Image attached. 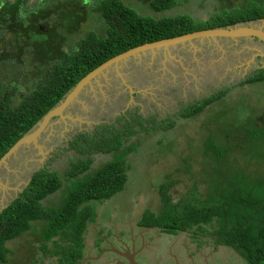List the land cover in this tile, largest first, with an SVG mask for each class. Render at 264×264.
I'll use <instances>...</instances> for the list:
<instances>
[{
	"label": "trees",
	"instance_id": "obj_1",
	"mask_svg": "<svg viewBox=\"0 0 264 264\" xmlns=\"http://www.w3.org/2000/svg\"><path fill=\"white\" fill-rule=\"evenodd\" d=\"M64 1H43L37 8L26 6L27 0L1 3L0 66L9 71L10 63L30 62L35 68L30 73L34 76L32 86L24 93L16 79L12 81L0 70V159L81 79L111 58L147 43L264 19V0H239L228 12H216L200 21L190 14L159 17L139 12L147 7L155 14L163 13L178 0H141L138 10L134 3L124 0H84L81 4L78 0ZM55 12L61 13L60 19L48 24L49 32L42 30L44 23L36 25ZM94 14L98 17L92 21ZM68 41L72 43L66 47ZM245 83H264V67L251 73ZM225 93L221 90L188 104L180 115L191 118L222 100ZM236 111L238 116L231 121L226 116L223 120L222 116L215 117L234 134L218 132L201 142L197 150L202 157L201 177L192 179L190 190L175 200L169 192L176 180L167 175L159 210L145 209L144 213L149 211L151 216L146 219L143 214L139 223L163 227L170 233L196 228L207 234L215 248L233 249L246 264H264V113L253 116L246 114L248 111ZM128 116L135 117L131 121L123 118L124 129L80 133L70 142L77 157L64 173L67 183L58 171L43 167L0 212V264L8 262L7 243L32 230L37 234L40 227L32 224L43 221L36 241L42 246L53 242L55 249L47 251L55 259H60L62 246L67 244V254L61 256L59 264H81L84 234L96 222L98 206L126 188L130 170L127 157L137 148L128 145L130 135L175 124L170 120L165 127L162 122H153L148 128L138 117L141 115ZM132 122L140 129H134ZM102 154L112 156L93 168L94 160ZM189 158H182L186 164L182 169L191 173ZM61 189L60 207L41 204Z\"/></svg>",
	"mask_w": 264,
	"mask_h": 264
},
{
	"label": "rangeland",
	"instance_id": "obj_2",
	"mask_svg": "<svg viewBox=\"0 0 264 264\" xmlns=\"http://www.w3.org/2000/svg\"><path fill=\"white\" fill-rule=\"evenodd\" d=\"M6 1L0 0V7L4 5L1 3ZM43 1L50 4L58 3V0H27L26 6L37 8ZM63 1L59 0V3ZM83 1L77 2L81 4ZM124 1L134 3L135 9H139V2H141V0ZM189 1L178 0L174 7L163 13L155 14L147 7L139 12L159 17L190 14L200 21L209 19L216 12H228L239 0ZM59 14L61 13L48 14L42 17L39 23L36 22V25L42 26L44 23L42 30L48 32V24L58 22ZM97 17L98 14H94L91 20L94 21ZM92 23L89 24L95 27ZM248 26L264 30V20L248 22L241 27ZM82 33H85L84 29ZM71 43L68 41L64 45L67 47ZM261 54H264V46L257 39L202 38L167 49L145 51L104 71L97 76L91 86L86 87L76 97L61 116L49 122L46 130L37 140L36 146L31 142L22 147L7 160L5 166L0 168V211L27 187L34 173L43 167L58 171L63 182L67 183L64 173H67L74 165L72 159L77 157L70 142L78 134L100 133L108 128L124 129L122 127L125 123L124 117L131 121L135 116L128 115H141L138 117L148 128L153 127V122L156 124L162 122L165 127L170 124V120H173L175 124L166 129L161 128L155 131L151 129L149 132L142 131L139 134L130 135L128 145H137V148L127 157L130 170L126 188L104 202V204L109 202L108 209H102L104 204L97 205L99 215L96 221H102L101 214L105 217L110 216L109 208L113 206L119 215L131 216L135 210L136 215L139 216V212L143 210L146 219H149L148 217L151 216L149 211L145 213L144 211L145 209H150L152 212L159 210L163 194L162 186L168 181L166 176L169 175L171 179L176 180L169 193L177 200L185 191L190 190L192 179L201 177L202 157L197 152L201 142L210 135L215 136L218 132L226 131V134L230 136L234 134L232 128L222 123L224 116L226 120H233V116H238L236 109L243 113L248 111L246 114L253 116L264 113V83H245L251 73L264 67V57H261ZM257 56L262 59H257ZM9 65H12L9 71L0 66L1 72L12 77V81L16 79L21 86V92L24 93L32 86L34 76L30 73L35 65L30 62ZM221 90H226L222 100L211 104L191 118L180 115V110L184 106L208 98ZM216 116H222L220 118L222 120H215ZM121 118L122 120L119 121ZM131 124L134 129H140L133 122ZM111 156L100 155L94 160L93 168L102 166ZM188 157H190L188 163L192 169L191 173L182 169L186 166L182 158ZM61 192L62 189L55 195L47 196L41 204L49 208L60 207L63 203ZM44 222H34L32 225L35 227L38 224V227L42 228ZM94 225L97 226L96 222L88 227L89 240L95 238L90 231ZM133 225L128 221L125 229H130ZM40 228L37 234L32 230L33 233H24L7 243L10 255L6 264H59L61 262L63 255L67 254V244L62 246L60 253L62 257L55 259L47 251V249H55L53 242L42 246L39 241H36ZM132 232L137 231L134 228ZM200 233L204 236L203 232ZM147 238L145 241L152 244ZM87 243L91 244L89 241ZM230 250L233 249L222 246L220 251L218 249L214 254L225 260L230 257L227 254ZM112 255L110 254V257ZM83 262L84 259L81 264H84ZM228 262L234 263L233 260Z\"/></svg>",
	"mask_w": 264,
	"mask_h": 264
},
{
	"label": "crops",
	"instance_id": "obj_3",
	"mask_svg": "<svg viewBox=\"0 0 264 264\" xmlns=\"http://www.w3.org/2000/svg\"><path fill=\"white\" fill-rule=\"evenodd\" d=\"M107 204L102 205L103 210L105 208L108 209ZM109 209L110 216L105 217L103 214H101L102 217L100 216V218H102V221H96L97 226L94 225L92 228H90L92 234L95 235L94 240L92 238H90V240L88 239L90 232L87 231L84 234V264H124L123 260L119 259L118 257L114 258L115 254L117 253V249L121 248V244L114 242H116L117 238H120V236L124 233L128 234V231H130L131 233L134 228L137 231L134 233H136L138 239L137 241L134 239V234L130 239L134 241L131 246L135 249L139 246H142L141 249L138 250V252L142 251L141 257L146 264H218V259H222V257L216 256L214 254L218 249L220 251V248L222 246H219V248H215L210 244H206L201 248L200 251H196L194 250L195 247L192 244L188 243L189 238L187 239L185 233L183 232V234L179 232L172 235L167 234L166 229L163 227L142 226V223L139 222L141 220L143 210L139 212V216L136 215L135 210H133V214H131V216H128L129 214L119 215L117 210L115 209V206ZM128 211L130 210L128 209ZM131 217H133L134 219ZM128 221L134 224L132 227H130L131 230L127 228L125 229V224ZM110 231L113 232L114 235H112L113 233L111 234ZM149 231L151 232L148 235ZM101 233H108L112 236L110 238H107L106 236H104L103 238H99L98 234ZM143 234H145L144 237ZM177 235H181V237L176 238L175 236ZM145 236L148 237V240H152V247L149 248L148 246H146L147 242L145 241ZM154 236L156 237V240H153ZM104 238H106L107 241H105ZM100 239L105 242L99 244ZM88 241L91 242L90 245H88ZM125 244L129 246L127 247V253L129 254L131 252L130 243L127 242ZM148 244L151 243L148 242ZM185 245H187V248H185ZM124 247L123 249H125ZM107 252H109V254H107ZM110 254L113 255L110 257ZM227 254H229L230 256H234L233 258L237 259L238 261H244L238 255V253L233 250H230L229 252H227Z\"/></svg>",
	"mask_w": 264,
	"mask_h": 264
},
{
	"label": "water",
	"instance_id": "obj_4",
	"mask_svg": "<svg viewBox=\"0 0 264 264\" xmlns=\"http://www.w3.org/2000/svg\"><path fill=\"white\" fill-rule=\"evenodd\" d=\"M264 19H260L263 21ZM245 23H239L234 26H227L224 28H215V29H207L192 32L186 35H182L179 37L165 39L153 43H147L136 48L130 49L124 53H121L107 62L103 63L90 73H88L83 79H81L76 86H74L61 100L58 105H56L53 109H51L27 134H25L22 138H20L11 148L10 150L0 159V168L5 166L7 160L16 154L22 147L29 145L31 142L37 145V140L44 133L49 122L56 118L57 116H61L63 111L68 108L76 97L88 86H91V83L102 74L104 71H107L111 67H116L118 64L127 61L130 57H135L145 51L148 50H157L160 48L167 49L173 46L181 45L184 43H190L193 40H198L202 38L207 39H219V38H228V39H236V38H252L257 39L258 41L264 44V30L261 28H254L252 26H248L243 28ZM261 57H264V54H261ZM6 208V207H4ZM3 210V209H2ZM1 210V211H2ZM0 211V212H1ZM127 250V248H125ZM127 262L132 264V259L128 258L126 255L123 256Z\"/></svg>",
	"mask_w": 264,
	"mask_h": 264
},
{
	"label": "flooded vegetation",
	"instance_id": "obj_5",
	"mask_svg": "<svg viewBox=\"0 0 264 264\" xmlns=\"http://www.w3.org/2000/svg\"><path fill=\"white\" fill-rule=\"evenodd\" d=\"M39 26H41V25H39ZM52 26H53V24H52ZM42 29H43V27H42ZM48 32H49V27H48V30H47ZM256 40V39H255ZM263 46H264V44L262 43V42H260ZM257 59H262V58H260V56H257ZM131 218H133V217H131ZM134 219V218H133ZM111 232V231H110ZM129 233L128 234H123V235H121L120 236V238H117V241L116 242H114V243H118V244H121V248H119V249H117V253L115 254V256H114V258H116V257H118L119 259H121V260H123L124 261V264H130L129 262H127V260L123 257V256H127L128 258H131L132 259V264H146L144 261H143V259H142V255H141V253H142V251H139L138 252V250L139 249H141V247L139 246V247H137L136 249L135 248H133L131 245H132V243H134V241L133 240H130L131 239V237L134 235V234H136V233H133V232H131L130 233V231H128ZM168 231L166 230V233H167ZM181 233L183 232V233H185V235H186V237H187V239H188V243L189 244H192L195 248H194V250H196V251H200L201 250V248L204 246V245H206V244H210V245H212L211 244V241L210 240H208L209 238H208V236H207V234H204V236L200 233V232H197L196 230H195V228H192V230H190V231H180ZM113 232H111V234H112ZM163 233H164V231H163ZM179 233V232H178ZM182 233V234H183ZM111 234H108V233H106V234H98V236H99V238H103L104 236H106L107 238H110L112 235H114V233L111 235ZM167 234H172V235H174V234H176V233H167ZM181 234V235H182ZM181 235H177V236H175L176 238H179V237H181ZM113 237H116V236H113ZM145 238H146V236H145ZM134 239L137 241V239H138V236H136L135 235V237H134ZM101 240V239H100ZM104 240L105 241H107V239L106 238H104ZM153 240H156V237L154 236L153 237ZM105 241H103V240H101V243H99V244H102V243H104ZM136 241H135V243H136ZM150 242H152V240L150 239L149 240ZM130 243V249H131V252L128 254L127 253V250L126 249H123V247L124 248H127V247H129L127 244H125V243ZM122 244H125V245H122ZM147 245L146 246H148L149 248L150 247H152V244H148V242L146 243ZM109 245H110V243H109ZM151 245V246H150ZM212 246H214V245H212ZM111 247V246H110ZM185 248H187V245H185ZM137 250V251H136ZM192 254V253H191ZM234 256H230V257H228V258H226L225 260L222 258V259H218V264H231V262H228V261H231V260H233V262L235 263V262H241L242 264H246L244 261H238L237 259H235V258H233ZM233 263V264H234ZM123 264V263H122Z\"/></svg>",
	"mask_w": 264,
	"mask_h": 264
},
{
	"label": "clouds",
	"instance_id": "obj_6",
	"mask_svg": "<svg viewBox=\"0 0 264 264\" xmlns=\"http://www.w3.org/2000/svg\"><path fill=\"white\" fill-rule=\"evenodd\" d=\"M47 2V1H46ZM53 4H54V2H53ZM246 24V23H245ZM226 39H228V38H226ZM178 46V45H177ZM228 248V247H227Z\"/></svg>",
	"mask_w": 264,
	"mask_h": 264
}]
</instances>
